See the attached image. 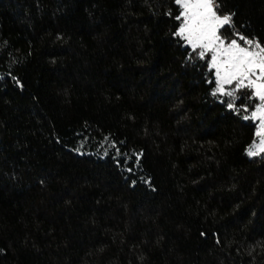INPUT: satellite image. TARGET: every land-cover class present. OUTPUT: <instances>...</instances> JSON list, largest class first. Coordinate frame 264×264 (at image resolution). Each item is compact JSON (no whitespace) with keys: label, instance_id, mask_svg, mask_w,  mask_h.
<instances>
[{"label":"trees","instance_id":"trees-1","mask_svg":"<svg viewBox=\"0 0 264 264\" xmlns=\"http://www.w3.org/2000/svg\"><path fill=\"white\" fill-rule=\"evenodd\" d=\"M215 2L264 46V0ZM181 12L0 0V264H264L259 99L217 91Z\"/></svg>","mask_w":264,"mask_h":264},{"label":"snow or ice","instance_id":"snow-or-ice-1","mask_svg":"<svg viewBox=\"0 0 264 264\" xmlns=\"http://www.w3.org/2000/svg\"><path fill=\"white\" fill-rule=\"evenodd\" d=\"M176 3L182 8L181 15L177 17L182 23L176 35L184 39L194 52L200 49V58L212 54L210 63L218 78L217 91L235 96L241 88L250 87L264 101V46L239 33L237 38L226 42L220 30L232 25V16L218 14L216 9L219 5L215 0H176ZM233 82L235 88L225 91L223 85ZM232 106L230 103L229 107ZM260 111H264V106ZM252 117H257V112L254 111ZM261 128L264 129V118L261 119ZM261 143L264 144V140ZM256 147L253 144L249 149L250 156L257 154Z\"/></svg>","mask_w":264,"mask_h":264},{"label":"rangeland","instance_id":"rangeland-1","mask_svg":"<svg viewBox=\"0 0 264 264\" xmlns=\"http://www.w3.org/2000/svg\"><path fill=\"white\" fill-rule=\"evenodd\" d=\"M220 35H221V30H220ZM225 41L226 42H230L229 40H226V39H225ZM259 82L260 81H257V83H259ZM245 83L247 84V81H245ZM233 84L235 85V82H233L231 84H224L223 85V88L225 89V91H228V86H231ZM250 89H252V88H250ZM252 90L254 91V89H252ZM254 94H255V92H254ZM256 97L259 99L258 96H256ZM262 106H264V101H261L259 99V103L256 106V108L254 109V111L257 112V117L253 118L256 122H258L257 139L248 147V152H249V149L253 146V144H255L257 146L255 148V151L257 153L256 155L261 154V153H264V150H262V149H264V144L261 143V141L264 140V129L261 128V119L264 118V111H260V109H261ZM258 132L260 133V135H258Z\"/></svg>","mask_w":264,"mask_h":264},{"label":"built area","instance_id":"built-area-1","mask_svg":"<svg viewBox=\"0 0 264 264\" xmlns=\"http://www.w3.org/2000/svg\"><path fill=\"white\" fill-rule=\"evenodd\" d=\"M216 3V2H215ZM217 4V3H216Z\"/></svg>","mask_w":264,"mask_h":264}]
</instances>
